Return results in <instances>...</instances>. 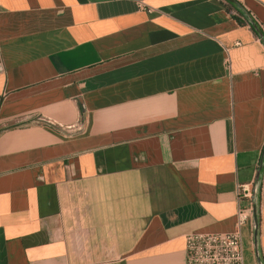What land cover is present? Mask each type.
Listing matches in <instances>:
<instances>
[{
	"label": "crops",
	"instance_id": "obj_1",
	"mask_svg": "<svg viewBox=\"0 0 264 264\" xmlns=\"http://www.w3.org/2000/svg\"><path fill=\"white\" fill-rule=\"evenodd\" d=\"M234 1L248 18L0 0V264H186V235L237 229L264 151V0ZM259 234L264 264V171Z\"/></svg>",
	"mask_w": 264,
	"mask_h": 264
},
{
	"label": "built area",
	"instance_id": "obj_2",
	"mask_svg": "<svg viewBox=\"0 0 264 264\" xmlns=\"http://www.w3.org/2000/svg\"><path fill=\"white\" fill-rule=\"evenodd\" d=\"M140 9H145L142 5ZM253 184L238 185V198L249 207L239 209L237 229L231 233H190L185 236L186 264H244L243 238L240 229L253 220Z\"/></svg>",
	"mask_w": 264,
	"mask_h": 264
},
{
	"label": "water",
	"instance_id": "obj_3",
	"mask_svg": "<svg viewBox=\"0 0 264 264\" xmlns=\"http://www.w3.org/2000/svg\"><path fill=\"white\" fill-rule=\"evenodd\" d=\"M230 4H232L243 16L247 17V14L243 11V9L238 5L237 2L234 0H226ZM250 24L253 26V28L259 33V36L261 37L262 41H264L263 35L260 33L257 26L253 23L252 20L249 19ZM264 171V151L261 156L258 174L254 183L253 188V204H252V210H253V236H254V253L256 257L257 264H263L261 252H260V244H259V218H260V194H261V183H262V175Z\"/></svg>",
	"mask_w": 264,
	"mask_h": 264
},
{
	"label": "trees",
	"instance_id": "obj_4",
	"mask_svg": "<svg viewBox=\"0 0 264 264\" xmlns=\"http://www.w3.org/2000/svg\"><path fill=\"white\" fill-rule=\"evenodd\" d=\"M227 6L229 11H233V16L238 21L239 24L247 25L246 21L243 19L241 14H239L236 10H234V8H232L230 5L227 4Z\"/></svg>",
	"mask_w": 264,
	"mask_h": 264
}]
</instances>
